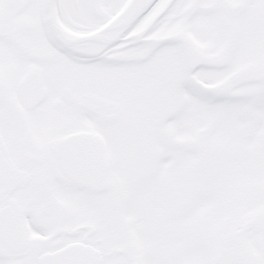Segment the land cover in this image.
<instances>
[{
	"label": "snow or ice",
	"instance_id": "6c2138e0",
	"mask_svg": "<svg viewBox=\"0 0 264 264\" xmlns=\"http://www.w3.org/2000/svg\"><path fill=\"white\" fill-rule=\"evenodd\" d=\"M0 264H264V0H0Z\"/></svg>",
	"mask_w": 264,
	"mask_h": 264
}]
</instances>
